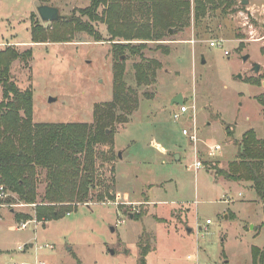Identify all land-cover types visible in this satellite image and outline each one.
<instances>
[{"label": "rangeland", "instance_id": "1", "mask_svg": "<svg viewBox=\"0 0 264 264\" xmlns=\"http://www.w3.org/2000/svg\"><path fill=\"white\" fill-rule=\"evenodd\" d=\"M98 1L0 0V50H31L11 62L10 73L19 89L33 92V123L93 124L94 105L112 99L113 43L142 40L113 36L104 20L109 3ZM41 4L58 7L66 18L43 22ZM146 19L134 8L137 28ZM33 24L60 28L66 38L33 42ZM171 30L136 53L125 50L124 78L138 107L126 123L116 122L112 144H97L113 159L97 155L87 201L52 220L38 219L36 205H14V197L0 206V264H138L141 243L152 248L147 264H252V246L264 253V201L250 181L233 184L215 173L236 159L245 131L253 128L264 139V0H233L199 20L191 0L189 24ZM152 60L159 62L153 82L138 84L134 64ZM2 93L0 82V100ZM177 96L189 110L175 120ZM190 127L199 139L220 143L221 158L210 161L206 143L199 148L205 165L194 169V144L182 133ZM46 180L38 168L35 204Z\"/></svg>", "mask_w": 264, "mask_h": 264}, {"label": "trees", "instance_id": "2", "mask_svg": "<svg viewBox=\"0 0 264 264\" xmlns=\"http://www.w3.org/2000/svg\"><path fill=\"white\" fill-rule=\"evenodd\" d=\"M103 1L109 3L104 12L108 31L124 40L136 38L142 42L138 45L113 43L117 61L113 67L112 99L94 105L93 124L33 123V92L31 89H19L10 73L11 62L29 57L31 50L19 52L12 46L0 50V82L3 85L0 100V183L16 193L19 200L37 203L38 168H44L47 179L44 195L35 208L36 217L40 220L62 218L79 202L87 201L90 189L95 185L97 155L106 153L99 151L97 144H112L116 122L126 123L128 115L138 107L136 93L127 86L124 78L125 59L122 57L125 50L136 53L140 47L146 46V40H162L171 28H182L190 22L191 0H134L138 5L132 0ZM193 1L195 20L205 16L209 9L226 10L233 3V0ZM134 8L147 17L139 24L142 26L140 29L133 24ZM82 28L93 33L89 25ZM64 34L60 28L45 29L33 24L31 41H60L66 38ZM96 39H101L98 33ZM154 65L159 66V62L152 60L134 64L138 84L153 82ZM227 133L232 134L229 130ZM237 145L236 159L229 163L227 169H217L215 173L234 181H250L256 195L264 201V139H259L255 130L250 128ZM104 159L112 160L113 154H105ZM139 248L138 264H147L146 256L152 248L148 243H141ZM251 257L252 264H264L261 248L252 246Z\"/></svg>", "mask_w": 264, "mask_h": 264}, {"label": "built area", "instance_id": "3", "mask_svg": "<svg viewBox=\"0 0 264 264\" xmlns=\"http://www.w3.org/2000/svg\"><path fill=\"white\" fill-rule=\"evenodd\" d=\"M210 46H214L216 44L215 41H211ZM194 109V108H193ZM189 107L186 104H179L178 105V109L176 111H174L173 113V118L175 120L179 119L182 115L188 113ZM190 117V116H188ZM182 133L183 135L187 136L188 139L190 141H192V143L194 144V161H193V166L195 168H201L203 167V162L201 159L198 158L199 156V149L196 146V144L198 143V135H197V130L194 127H190V128H182ZM220 147L219 145H209L208 146V151L207 154L209 156H214L218 151H219ZM14 197L17 202L14 203V205L16 206H25L27 205V203H23L21 201L18 200L16 194L14 192H12L7 186H5V184L0 183V206L1 205H6L8 204V201L10 198ZM29 205V204H28ZM30 205H36L35 203H30ZM206 223H210V219H206ZM27 225V223H22L21 226L24 228ZM5 264H9V263H5ZM15 264H23L22 262H18ZM195 264H206V263H199V261H196Z\"/></svg>", "mask_w": 264, "mask_h": 264}, {"label": "water", "instance_id": "4", "mask_svg": "<svg viewBox=\"0 0 264 264\" xmlns=\"http://www.w3.org/2000/svg\"><path fill=\"white\" fill-rule=\"evenodd\" d=\"M242 3H247V0H242ZM37 9H38V12L40 14L41 19L44 22L52 21V20L58 19L60 17L59 11L55 7H51V6H48V5H40V6H38ZM169 32L171 33L172 30L170 29ZM242 57H243V60H246L249 57V54L247 53V54L243 55ZM259 68H260V64L257 63V62H253V64H252V70L255 71V72H258L259 71ZM174 101H177V102L182 103L181 96L175 97L172 100V103ZM174 157L177 159L178 158V155L176 153H174Z\"/></svg>", "mask_w": 264, "mask_h": 264}, {"label": "crops", "instance_id": "5", "mask_svg": "<svg viewBox=\"0 0 264 264\" xmlns=\"http://www.w3.org/2000/svg\"><path fill=\"white\" fill-rule=\"evenodd\" d=\"M173 103H175V104H180V102H177V101H174ZM198 138H199V136H198ZM191 143H192V141H190ZM225 142H227V141H225ZM203 143V146L201 147V144ZM206 143H208V144H206ZM204 144H206V146H205V153L207 154V151H208V146L209 145H219V147H220V149H219V151L214 155V156H209L208 154H207V156H209V160L210 161H212V159H215L216 160V158H218V157H220L221 155H222V153H220V151H221V149H222V146H221V144L220 143H211V142H207L206 140H202V139H199L198 140V143L196 144V146L198 147V149L199 148H204ZM236 152H237V150H236ZM118 155H119V157H121V152L120 151H118ZM195 156V155H194ZM180 158V155H178V158L177 159H179ZM198 158L199 159H201L202 160V162H203V165H205L204 164V161H203V159L201 158V156H200V154H199V156H198ZM221 158V157H220ZM233 160H235V158L234 159H232V161ZM194 161V160H193ZM192 166H193V164H192ZM204 167V166H203ZM193 168L194 169H197V168H195L194 166H193ZM199 169V168H198ZM223 178V177H222ZM224 179V178H223ZM224 180H226V181H228V182H233V184H235L236 182L235 181H232V180H228V179H224ZM229 184V183H228ZM251 183H249V186H251L250 185ZM234 186H239V188H241L240 187V185L239 184H237V185H234ZM242 189V188H241ZM244 189V188H243ZM154 203H158L159 201H157V200H154L153 201ZM161 203H162V201H161ZM192 229L191 228H188V231H191ZM152 251V250H151ZM150 251V252H151ZM149 252V253H150Z\"/></svg>", "mask_w": 264, "mask_h": 264}, {"label": "flooded vegetation", "instance_id": "6", "mask_svg": "<svg viewBox=\"0 0 264 264\" xmlns=\"http://www.w3.org/2000/svg\"><path fill=\"white\" fill-rule=\"evenodd\" d=\"M41 5H47V4H41ZM40 6V5H39ZM48 6H51V5H48ZM51 7H55V8H57L58 9V11H59V8L58 7H56V6H51ZM37 8H38V6H37ZM37 11H38V9H37ZM38 14H39V12H38ZM59 15H60V17L58 18V19H54V20H52V21H48V22H55V21H59V20H61V19H65L66 17H65V15H62V14H60V11H59ZM39 16H40V14H39ZM40 19H41V17H40ZM42 20V19H41ZM43 21V20H42ZM44 22V21H43ZM253 64V63H252Z\"/></svg>", "mask_w": 264, "mask_h": 264}]
</instances>
